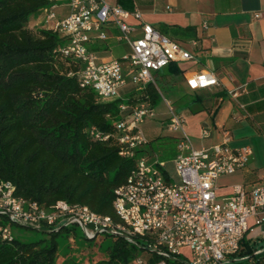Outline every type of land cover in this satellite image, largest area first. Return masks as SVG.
<instances>
[{
    "label": "built area",
    "instance_id": "obj_1",
    "mask_svg": "<svg viewBox=\"0 0 264 264\" xmlns=\"http://www.w3.org/2000/svg\"><path fill=\"white\" fill-rule=\"evenodd\" d=\"M47 1L39 27L58 33L61 43L54 53L63 56L68 66L77 68L68 72V76H76L80 86L93 90L101 102L113 96L121 98L115 134H101L92 129L91 136L98 141H108L113 136L121 148L120 154L135 159V167L127 183L115 191L114 208L121 220L119 223L80 204L58 201L49 207L42 206L18 197L12 182L1 181L0 235L10 239L12 226L27 229L45 226L59 231L76 224L82 227L88 241L109 235L136 244L134 239L140 238L144 239L145 249L167 259L182 260L183 248H189L188 264H248L250 257L235 254L247 234L264 224V183L233 185L230 198L221 206L215 205L218 180L244 170L250 148L233 149L227 132L221 143L196 148L184 131V117L170 107L168 129L181 133L174 161L176 181L164 170V164H157L162 169L159 170L147 167L143 161L137 162L140 149L148 144L142 125L154 116V110L140 98L129 103L123 91L132 85L134 95L142 94L148 84L156 85L152 71L193 60L192 53L146 23L138 11H125L106 0H68L69 16L60 19L55 13L58 4ZM260 17L261 14L256 15ZM130 18L138 26L129 24ZM109 28L119 31L117 40L125 43L130 51L121 59L98 64L94 44L95 41L106 43ZM122 61L130 66L127 75ZM188 82L195 90L220 86L218 77L210 71L193 74ZM243 92L245 89H238L233 95L237 97ZM210 135V129L203 128L201 139ZM252 218L255 225L250 227Z\"/></svg>",
    "mask_w": 264,
    "mask_h": 264
},
{
    "label": "trees",
    "instance_id": "obj_2",
    "mask_svg": "<svg viewBox=\"0 0 264 264\" xmlns=\"http://www.w3.org/2000/svg\"><path fill=\"white\" fill-rule=\"evenodd\" d=\"M48 4L47 0H0V182H12L18 197L42 206L58 201L80 204L119 223L115 191L127 183L135 159L120 154L113 136L98 141L91 131L115 134L121 100L102 103L93 90L80 86L76 76H68L77 68L54 53L61 43L58 33L30 26V16ZM193 31L182 28L176 34L187 38ZM168 69V76L180 75ZM128 98L129 103L140 98L154 109L161 99L157 80L142 94ZM197 102L202 106L196 112L204 111L200 96L189 99L185 107L192 110ZM42 229L50 230L49 238L37 242L0 235V264H57L58 239L70 229L35 230ZM115 238L107 249L108 259L98 264H138L139 251H148L144 239L135 238L132 244ZM149 252L150 258L141 264H188ZM252 254L243 242L235 256L251 258Z\"/></svg>",
    "mask_w": 264,
    "mask_h": 264
},
{
    "label": "crops",
    "instance_id": "obj_3",
    "mask_svg": "<svg viewBox=\"0 0 264 264\" xmlns=\"http://www.w3.org/2000/svg\"><path fill=\"white\" fill-rule=\"evenodd\" d=\"M106 1L128 12H140L146 23L192 53L193 60L172 63L164 68L166 71L171 67L179 71L178 77L169 76L170 84L174 83L186 91L185 95L191 94L192 98L200 96L204 101L205 110L199 114L202 117L199 133L211 126L214 131L210 130L209 138L217 132L223 139L227 132L232 145L237 142L230 127L249 124L247 139L238 142L236 148L248 147L251 150L247 167L237 173L244 183L238 184L264 183V0ZM67 2L62 4L67 6ZM257 14H261V17L256 18ZM41 21L39 19L30 24L34 23L33 27L40 28ZM128 23L138 26L133 18ZM182 28H192L194 31L186 38L183 33L176 34ZM107 33L109 39L106 43L95 41L94 48L99 49L96 51L117 50L119 54L124 50H127L126 53L130 51L126 44L122 45L117 40V29L109 28ZM110 43L117 46L111 47ZM123 55L120 58L111 55L103 61L121 59ZM201 71L214 72L220 86L208 90L193 89L188 79ZM153 72L160 71H152V76ZM238 89H245V92L234 97L233 93ZM123 94L124 97L135 94V87L128 86ZM200 106L202 104L197 102L193 108L199 109ZM228 193L230 198L232 186ZM249 225L253 227L255 219L252 218ZM243 242L253 250L248 264H264V224L253 228Z\"/></svg>",
    "mask_w": 264,
    "mask_h": 264
},
{
    "label": "rangeland",
    "instance_id": "obj_4",
    "mask_svg": "<svg viewBox=\"0 0 264 264\" xmlns=\"http://www.w3.org/2000/svg\"><path fill=\"white\" fill-rule=\"evenodd\" d=\"M68 0H52L51 4L59 3L55 9L56 15L60 19L67 18L69 16V8L64 6V2ZM44 18V13L39 11L30 16V22H36V20ZM30 26L34 30H41L40 28L33 27L34 23ZM125 45V43H121ZM111 47H116V43H110ZM127 50H124L120 54L118 51H100L98 52L99 61L98 64L111 55L120 58ZM124 70V74L127 75L129 64L126 62H121ZM153 76L159 85V93L161 99L157 106L153 109L154 116L145 121L142 125L144 134L148 140L142 151L137 155V162H144L147 167L153 169L162 170L158 167V163L164 164V170L168 173L173 180L176 181L175 165L174 161L178 153V147L180 144L181 133H173L168 129L169 119L171 117L170 107L173 108L176 114L184 117V131L191 138L196 148H209L215 144L222 142V137L216 132L213 137L207 139H201L202 131H200V112H196L198 107H194L192 110L185 107V102L192 99L191 94L185 95L184 90L176 87L169 82L168 71L166 69L161 70L156 73L153 72ZM121 98L118 96H113L102 101V103H113ZM249 124H244L243 127L231 126L230 132L235 136V141L231 146L233 149L238 148V142H242L247 139L246 132H248ZM209 129L214 131V128L209 126ZM242 145V143H241ZM239 145V146H241ZM240 148V147H239ZM240 172V171H239ZM244 183V180L238 174L232 176H224L218 180L217 186V203L215 207L221 206L228 199L230 187L234 184ZM252 219L249 221L251 224ZM12 236L23 243L37 242L40 240L48 239L49 232L48 229H42L41 231L34 229L21 228L18 226H12ZM70 231L64 232L62 236L59 237L58 242L60 245L59 257L57 264H63L65 261H73L79 264H98L108 259L107 249L114 244L116 238L109 235H99L95 240L88 241L85 239L84 230L82 227L72 224L69 227ZM187 255V257L185 256ZM190 250L189 248H183L182 260L187 262L189 259ZM151 256L149 251H139L138 260L147 261Z\"/></svg>",
    "mask_w": 264,
    "mask_h": 264
}]
</instances>
